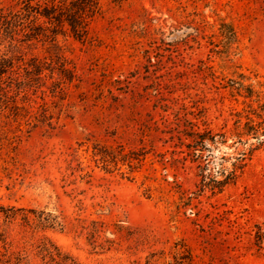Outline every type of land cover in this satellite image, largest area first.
<instances>
[{
	"label": "rangeland",
	"instance_id": "obj_1",
	"mask_svg": "<svg viewBox=\"0 0 264 264\" xmlns=\"http://www.w3.org/2000/svg\"><path fill=\"white\" fill-rule=\"evenodd\" d=\"M97 1L87 40L19 30L9 48L0 264H264V0ZM30 58L40 78L17 88ZM174 113L209 151L168 131ZM103 147L127 156L105 169Z\"/></svg>",
	"mask_w": 264,
	"mask_h": 264
},
{
	"label": "trees",
	"instance_id": "obj_2",
	"mask_svg": "<svg viewBox=\"0 0 264 264\" xmlns=\"http://www.w3.org/2000/svg\"><path fill=\"white\" fill-rule=\"evenodd\" d=\"M99 10L100 5L97 0H21L19 8L16 10L0 7V40L8 41V48L0 52V107H6L4 106L6 100L5 93H7V85L4 83L5 77L9 78V74L15 63L13 55L8 53L10 52L9 48H14L13 46L16 45L14 43V35L19 30H24L25 35L29 38H40L51 45H55L57 43L56 36L59 31L67 28L75 38L84 41L89 37L88 20L98 13ZM219 31L226 44H229L234 39L235 32L227 22H220ZM24 68L25 78L22 80L16 79L14 82L17 88H19L17 85H22V82L26 86H31L34 78L39 79L43 70L41 63L32 58L25 62ZM66 70L64 64L61 62H58L56 67L51 65L49 68L50 74L53 71L61 74ZM66 77L70 79L69 76ZM174 116H176L175 120L173 119V121L168 122L166 125L168 131L177 129V132L189 139L188 145L193 142L196 149H200L201 151L210 150L211 144L215 140L212 137L204 136L209 131L201 132L198 130L195 122L193 123L184 117L181 118L178 114ZM38 117L36 119L41 122L50 119L44 114H40ZM187 123L190 124V128H188ZM93 156L97 157L101 165L106 169L108 165H117L127 155L122 149L115 150L103 147L94 148ZM198 157L197 159L193 158L194 161L207 166L215 162L214 157L210 154L205 155L203 159L201 158L202 155ZM219 171H221V168ZM234 171L232 170L231 172L234 174ZM226 182L225 178L218 180V185L214 186V188L218 190L222 189ZM43 219L49 222L50 220L48 219L51 218L48 216V218ZM189 259L187 250H180L174 257V264H187Z\"/></svg>",
	"mask_w": 264,
	"mask_h": 264
}]
</instances>
